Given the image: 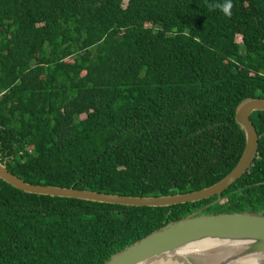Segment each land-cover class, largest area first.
Returning <instances> with one entry per match:
<instances>
[{"label":"trees","instance_id":"trees-1","mask_svg":"<svg viewBox=\"0 0 264 264\" xmlns=\"http://www.w3.org/2000/svg\"><path fill=\"white\" fill-rule=\"evenodd\" d=\"M249 98L264 99V0H0V162L26 183L210 187L243 153ZM250 121L256 158L219 199L126 207L0 180V264H105L188 216L264 215V112Z\"/></svg>","mask_w":264,"mask_h":264},{"label":"water","instance_id":"water-1","mask_svg":"<svg viewBox=\"0 0 264 264\" xmlns=\"http://www.w3.org/2000/svg\"><path fill=\"white\" fill-rule=\"evenodd\" d=\"M254 112H264V99L249 98L237 106L235 121L245 137L243 153L227 176L199 191L158 197H132L32 185L9 172L5 163H0V180L27 194L126 207L169 208L209 200L216 196L219 199L224 191L242 177L256 158L257 131L250 121ZM210 242L223 246L224 251L210 252L211 257L205 259L210 261L209 264H235L254 257H261L260 264H264V215L228 213L188 216L114 254L105 264H149L165 260L190 246ZM193 264H197L196 261Z\"/></svg>","mask_w":264,"mask_h":264},{"label":"bare ground","instance_id":"bare-ground-1","mask_svg":"<svg viewBox=\"0 0 264 264\" xmlns=\"http://www.w3.org/2000/svg\"><path fill=\"white\" fill-rule=\"evenodd\" d=\"M224 251L223 246L216 243H202L188 248L182 249L173 256L167 257L165 260L155 261L149 264H209V260L205 261L206 257H211L210 252ZM222 255V254H221ZM261 257H254L235 264H260Z\"/></svg>","mask_w":264,"mask_h":264},{"label":"rangeland","instance_id":"rangeland-1","mask_svg":"<svg viewBox=\"0 0 264 264\" xmlns=\"http://www.w3.org/2000/svg\"><path fill=\"white\" fill-rule=\"evenodd\" d=\"M237 41H238V42H241V38H240V37H238V38H237Z\"/></svg>","mask_w":264,"mask_h":264},{"label":"clouds","instance_id":"clouds-1","mask_svg":"<svg viewBox=\"0 0 264 264\" xmlns=\"http://www.w3.org/2000/svg\"><path fill=\"white\" fill-rule=\"evenodd\" d=\"M1 163V162H0Z\"/></svg>","mask_w":264,"mask_h":264}]
</instances>
